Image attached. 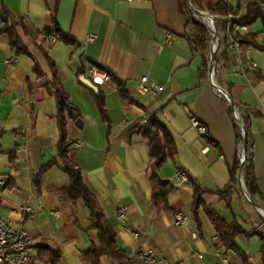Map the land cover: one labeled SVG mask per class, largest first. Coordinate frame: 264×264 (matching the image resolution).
Masks as SVG:
<instances>
[{
	"label": "crops",
	"instance_id": "crops-1",
	"mask_svg": "<svg viewBox=\"0 0 264 264\" xmlns=\"http://www.w3.org/2000/svg\"><path fill=\"white\" fill-rule=\"evenodd\" d=\"M190 1V0H189ZM217 0H197L198 10L211 14ZM225 1V0H224ZM259 0H226L233 9L240 5L237 21L247 3ZM14 16L23 18L26 31L47 52L55 65L56 78L79 115L81 125L66 118L67 151L78 166L89 192L105 214L116 234L117 243L133 264H140L136 253L152 249L170 264H261V240L254 231L262 215L245 198L246 191L233 190L230 208L214 191L229 180L228 170L239 154L232 122L227 113L230 99L249 106L251 116L253 175L264 207V23L257 19L247 26V34L260 48L247 47L244 57L253 67L235 70L239 54L227 47L213 65V77L200 76L199 54L192 53L185 36L189 15L197 19L184 0H0ZM192 5V3L190 2ZM199 17V16H198ZM55 22L73 39L65 43L42 32ZM201 22V21H200ZM202 23V22H201ZM1 27V23H0ZM94 33L93 41L86 36ZM166 34L171 38L165 42ZM220 36L217 57L230 37ZM224 40H223V39ZM31 56L16 54L7 36L0 33V217L24 226L35 246L39 237L48 238L60 251L59 264H88L81 252L97 243V231L91 227L81 198L73 207L60 201L58 189L67 183L62 164L51 165L39 178L33 176L52 158L57 159L55 145L59 138L57 107L47 92L48 67L34 44L22 36ZM36 61L44 73L33 72ZM89 64L107 69L125 82L126 91L135 104L124 105L110 81L100 85L109 125L101 118L91 91L78 81ZM141 76L163 86L155 95H135ZM258 76L263 79H259ZM219 88V89H218ZM238 116L239 111L235 108ZM148 117L163 125L171 135L174 152L159 167V175L170 181L173 190L167 196L168 208L151 200L148 169V145L140 135H128ZM194 117L207 130L203 135L192 126ZM177 171H186L187 181L174 179ZM192 183L205 189L204 203L226 222L236 219L244 233L235 237L246 261L232 250L217 245L214 229L204 211H197V230L191 215ZM245 193V194H244ZM247 195V194H246ZM24 204L39 206L28 217L19 210ZM126 207V218L117 217L119 207ZM56 211L54 214L53 212ZM187 216L186 226L174 224V213ZM74 212L78 226L72 220ZM195 231L192 237L190 232ZM136 233V237L133 234ZM100 264H118L107 255Z\"/></svg>",
	"mask_w": 264,
	"mask_h": 264
},
{
	"label": "trees",
	"instance_id": "trees-1",
	"mask_svg": "<svg viewBox=\"0 0 264 264\" xmlns=\"http://www.w3.org/2000/svg\"><path fill=\"white\" fill-rule=\"evenodd\" d=\"M264 2V0H259ZM192 6L196 9L199 6L197 0H190ZM240 5H237L233 9L226 1L217 0L216 3L209 9L211 14L219 16H226L228 14L238 15ZM257 19H261L264 23V14L260 8V5L256 2L247 3L244 13L237 21H225L216 20V30L222 34L230 35L233 39L238 41L239 44V59L243 69L252 71L253 67L247 64L244 57V50L247 47L260 48L252 37H241L237 31L234 30V25L248 26ZM0 33H4L7 36L8 43L11 48L14 49L16 54H26L31 56L29 50L22 42V36L28 38L34 46L39 50L46 65L48 67V76L45 79V86L47 92L54 98L57 107L58 116V130L59 138L56 142V156L57 159L52 158L46 164H43L38 172L33 176V184L38 187L40 176L53 164H57V160L62 164V171L67 175L68 181L58 189V198L60 201H68L73 207L76 200L81 198L85 208L87 209L91 227L97 231V243H92L86 250L82 251L80 256L84 263L88 264H100L99 257L101 255H107L111 259L115 260L118 264H133L131 259L125 254L122 247L117 243L116 234L107 221L104 212L97 203L95 197L89 192L84 184L80 169L76 164L69 160L67 156L68 148L71 142L66 138L65 125L66 118L75 120L78 115V109L72 105L69 101L68 95L65 93L62 85L56 78L55 65L48 57L44 48L36 42V40L26 31L23 25V18L12 15L7 8L0 3ZM186 27L189 32L185 36V39L189 45L192 53L199 54L202 57L200 76L206 77L208 75V66L210 63L209 50L211 35L207 27L193 16L189 15ZM53 35L54 38L60 39L65 43H72L68 35H66L59 26L53 21L52 27L42 32L43 38H48ZM223 39V38H222ZM224 40V39H223ZM221 43V41H220ZM224 46L223 51L217 57V51L213 54V62H217L225 54ZM100 69L99 65L92 64ZM115 89L117 90L120 99L124 105L135 104V102L129 97L125 82L119 79L116 75L107 69H102ZM33 72L37 78L44 76L40 65L34 61ZM83 70L81 71V74ZM44 78V77H43ZM259 79H263L258 76ZM98 91L92 92L94 100L100 112L101 118L109 125L106 109L104 105V95L97 85ZM90 91V90H89ZM227 113L232 122L233 132L237 144L241 145L244 160L240 162L239 154L236 153L232 165L229 167L228 174L229 180L226 185L214 191L219 199L223 200L228 208H230V198L233 190L243 192L239 186V175L242 174L244 189L248 202L255 208H262L260 194L256 186L253 175L252 164V134H251V116L256 112L249 106L234 102H226ZM237 108L240 116L237 118L234 115V109ZM138 134L147 142L148 145V169H149V181L151 185V200L158 207L164 205L168 208L167 196L173 190V185L169 180L162 178L158 171L162 163L170 156L173 155L174 146L171 135L167 129L156 121L152 117L146 118L144 121L139 122L134 129L128 132V135ZM193 196L191 205V215L196 225L197 230L200 226V219L197 211L201 208L208 220L210 221L214 232L216 234V243L218 246L223 247L226 250H232L240 256L244 261V252L235 242V237L238 233H244L243 228L238 224L236 219L231 222H226L220 217L210 206L206 205L202 199V193L207 192L199 185L192 183ZM72 220L75 225H79L74 212L71 214ZM261 225L254 231V233L261 240V246L259 248L261 264H264V218L261 217ZM37 249L38 258L42 262H48L50 264H59L60 251L57 246L48 238L39 237L35 243Z\"/></svg>",
	"mask_w": 264,
	"mask_h": 264
},
{
	"label": "built area",
	"instance_id": "built-area-1",
	"mask_svg": "<svg viewBox=\"0 0 264 264\" xmlns=\"http://www.w3.org/2000/svg\"><path fill=\"white\" fill-rule=\"evenodd\" d=\"M130 1V0H129ZM226 1V0H225ZM200 17V16H199ZM231 17L230 14L224 16L225 21H228V18ZM200 19H202L200 17ZM204 24L211 35V47L214 52L218 51L219 49V41L220 36L218 32H214V28L211 22L206 21L203 19ZM229 22V21H228ZM234 30L244 38H249L247 34V26L245 25H234ZM230 41L227 45L230 49L236 51L239 54V44L238 41L233 39L230 35ZM95 38L94 33H89L86 36V41L90 42L93 41ZM171 38L170 34H166L165 42L168 43ZM235 70L241 71L242 64L239 61L238 64L235 66ZM86 78L90 79V81L97 85H101L102 83L108 80L106 73L91 64L86 66L82 73ZM163 89L162 85H159L155 81H151L148 79L147 76H141L136 83L135 86V95L136 96H143V95H155L157 92ZM143 119L142 121H144ZM190 122L192 126L198 131V133L206 135L207 130L206 127L200 123L194 117L190 118ZM240 145V144H239ZM239 158L240 162L244 160L242 155V148L241 145L239 146ZM189 175L186 171H177L174 175V179L179 182L187 181ZM245 194V193H244ZM247 198L246 194L244 195ZM39 209V206H32L30 204H24L19 207V210L25 213L28 217H31L36 210ZM54 214L56 211L53 212ZM117 217L120 221H124L126 218V207L121 206L117 210ZM174 224L178 226H186L187 224V216L177 211L174 213L173 216ZM192 237L196 236L195 231L190 232ZM136 237V233L133 234ZM217 240L216 235L213 238ZM136 257L139 259L140 264H170L165 259L158 256L152 249H140L136 253ZM0 264H50L48 262H42L38 258L37 249L32 243L31 238L28 235V232L24 226V219L23 217L19 218V222L17 225L11 224L8 220L3 219L0 217Z\"/></svg>",
	"mask_w": 264,
	"mask_h": 264
},
{
	"label": "water",
	"instance_id": "water-1",
	"mask_svg": "<svg viewBox=\"0 0 264 264\" xmlns=\"http://www.w3.org/2000/svg\"><path fill=\"white\" fill-rule=\"evenodd\" d=\"M186 1V3L188 4V7L189 9L193 12V14L195 15H198L202 18V20H206V21H209L212 23L213 25V28H214V32L216 33V23H215V19H213V17L207 13V12H204V11H201V10H198L196 8H194L191 4H190V1L189 0H184ZM201 20V21H202ZM213 54H214V51L212 50V47H211V42H210V50H209V57H210V63H209V66H208V77L210 80H212V77H213V65H214V62H213ZM78 81L81 85H83L86 89L96 93L98 91V88L95 84H93L90 79L86 78L83 74H81L79 77H78ZM219 89V88H218ZM219 92L224 95V97L228 100V102L232 103V100L230 99V97L227 95V93L221 89H219ZM234 115L235 117L238 116L237 112L235 111L234 109ZM75 124L80 127L81 125V121L79 118H77L75 120ZM242 155L244 157V154H243V151H242ZM241 175H239V186L241 187V189L243 190V182L241 180ZM258 212L262 215V217L264 218V210L262 208H257Z\"/></svg>",
	"mask_w": 264,
	"mask_h": 264
},
{
	"label": "rangeland",
	"instance_id": "rangeland-1",
	"mask_svg": "<svg viewBox=\"0 0 264 264\" xmlns=\"http://www.w3.org/2000/svg\"><path fill=\"white\" fill-rule=\"evenodd\" d=\"M197 20L201 21L202 19H200V17L197 16ZM201 22L204 24L203 20ZM204 25L206 27V24H204Z\"/></svg>",
	"mask_w": 264,
	"mask_h": 264
}]
</instances>
